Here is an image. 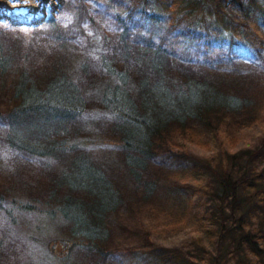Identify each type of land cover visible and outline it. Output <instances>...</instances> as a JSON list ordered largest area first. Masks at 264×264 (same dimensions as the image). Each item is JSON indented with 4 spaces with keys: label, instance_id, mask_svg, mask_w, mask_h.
<instances>
[{
    "label": "trees",
    "instance_id": "16d2710c",
    "mask_svg": "<svg viewBox=\"0 0 264 264\" xmlns=\"http://www.w3.org/2000/svg\"><path fill=\"white\" fill-rule=\"evenodd\" d=\"M0 103L5 173L28 170L0 191L13 264H264V0L0 22Z\"/></svg>",
    "mask_w": 264,
    "mask_h": 264
},
{
    "label": "rangeland",
    "instance_id": "374dc122",
    "mask_svg": "<svg viewBox=\"0 0 264 264\" xmlns=\"http://www.w3.org/2000/svg\"><path fill=\"white\" fill-rule=\"evenodd\" d=\"M45 2V5L42 4L41 0H0V22H7V23H12V22H24L26 24H29L31 22H36L42 18H47V16L49 14H52L56 11V7L58 5V0H43ZM30 6H32L33 13H31V18L32 19H27V17H23V18H18L17 20H11L9 18V12H22V10L24 9H28ZM44 8H48V12L43 13ZM49 13V14H48ZM48 14V15H47ZM27 19V20H26ZM7 83H3V85L1 86V88L4 90V93L2 95V100L4 101L7 96H8V91H7ZM2 107V103H0V108ZM254 137L253 133H250L249 135L243 136L244 140L243 141H247L248 143L247 145H250L252 142L256 141V139H252L251 138ZM10 153H3L0 154V191L3 190L4 187H8L6 186V184H10L11 182H19L21 179H23L25 177V175H28V170H26L23 174L21 179L19 178H11L10 175H6L5 171H9L11 170V166L9 167H4V160L6 158H9ZM12 155V154H11ZM28 180H26L25 182H27ZM25 194V193H24ZM11 195V192L8 193L7 197L9 198ZM22 202H25L24 199V195L22 198ZM123 224V223H122ZM16 224L15 222H13V228H15ZM3 225L0 222V239H1V229H2ZM118 236V235H116ZM9 241V240H8ZM5 241H1L0 245H2ZM10 242V247H9V251H5L4 249L1 253V255L3 257H5L4 262L2 263V259H1V255H0V264H13V260L16 259L17 257H20L22 255H19L17 252H14L15 249H18V245L17 243H13L12 240L9 241ZM6 245V244H5ZM7 245V249H8ZM60 246V245H59ZM6 248V247H5ZM1 249V247H0ZM35 249V248H34ZM59 249V248H56ZM4 252V253H3ZM109 252H113L111 250H109ZM72 257V259L76 262V264H101V262H99V259L96 258L95 256H72L71 254L69 255ZM120 256V255H119ZM22 258V257H21ZM109 262V261H108ZM108 262L104 263V264H108ZM15 264H25V262L23 263L21 260L17 261ZM58 264H73L72 261H62L61 263Z\"/></svg>",
    "mask_w": 264,
    "mask_h": 264
},
{
    "label": "bare ground",
    "instance_id": "6f19581e",
    "mask_svg": "<svg viewBox=\"0 0 264 264\" xmlns=\"http://www.w3.org/2000/svg\"><path fill=\"white\" fill-rule=\"evenodd\" d=\"M42 1V4L43 5H45V2L43 1V0H41ZM33 8H32V6H30L28 9H23L22 10V12H20V13H18V12H9V18L11 19V20H17L18 18H23V17H27V19L29 18V19H32L31 18V13H33ZM48 8H44V11H43V13H46V12H48ZM26 19V20H27Z\"/></svg>",
    "mask_w": 264,
    "mask_h": 264
},
{
    "label": "water",
    "instance_id": "95a60500",
    "mask_svg": "<svg viewBox=\"0 0 264 264\" xmlns=\"http://www.w3.org/2000/svg\"><path fill=\"white\" fill-rule=\"evenodd\" d=\"M44 21V18H42V19H40V20H38V21H36V22H31V23H29V24H26V23H24V22H12L11 24L12 25H16V26H27V27H32V26H37V25H39L40 23H42Z\"/></svg>",
    "mask_w": 264,
    "mask_h": 264
}]
</instances>
